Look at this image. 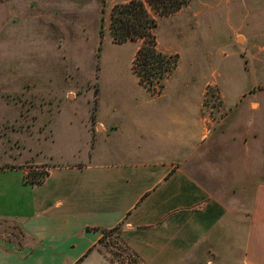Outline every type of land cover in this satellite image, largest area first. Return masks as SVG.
<instances>
[{
	"label": "crops",
	"instance_id": "1",
	"mask_svg": "<svg viewBox=\"0 0 264 264\" xmlns=\"http://www.w3.org/2000/svg\"><path fill=\"white\" fill-rule=\"evenodd\" d=\"M183 12L159 16H183L173 41L162 43L157 34L158 45L168 46L163 53L179 55L160 95H151L134 72L143 91L126 87L120 76L99 85L88 159L50 166L45 180L31 185L15 150L0 155V264H114L97 248L104 231L115 228L143 264H182L218 227L238 225L246 227L242 264H264V113L256 119L248 112V105L261 103L250 102L251 87L230 96L229 73L238 67L229 66L227 51L206 50ZM186 40L191 64L182 74L179 42ZM233 77L244 82V73ZM213 85L232 107L217 127L204 115ZM230 134L242 143L244 158L236 160L221 143ZM219 146L226 148L222 165L207 170L202 181L188 167Z\"/></svg>",
	"mask_w": 264,
	"mask_h": 264
},
{
	"label": "rangeland",
	"instance_id": "2",
	"mask_svg": "<svg viewBox=\"0 0 264 264\" xmlns=\"http://www.w3.org/2000/svg\"><path fill=\"white\" fill-rule=\"evenodd\" d=\"M129 1L0 0L1 156L12 155L15 150V163L27 166L29 173L34 171L39 177L50 166L88 159L92 136L97 132L93 118L99 85L109 86L112 77L120 76L129 82L126 87L143 91L132 71L142 42L138 46L130 41L113 43L110 31L113 7ZM183 9L186 27L197 35V41L213 53L227 51L229 66L238 67L236 72L230 70L229 94L236 98L251 87L250 102L261 106L250 109L248 105V112H256L257 119L264 113V64L258 62L264 60V0H191ZM182 22L183 16L159 18L158 40L170 43L174 29ZM162 43L158 45L160 51L168 47ZM186 44L187 40L179 42L182 74L191 64ZM258 67L262 71L257 72ZM238 72L244 73L243 83L233 77ZM211 87L216 92L215 103H209L205 113L209 123L217 127L232 107H225L217 86ZM232 136L236 134L222 138L221 143L230 146L236 160L238 156L244 158L240 157L242 143L232 141ZM219 147L190 163L188 168L202 181L207 170H214L216 164L221 167L226 148ZM253 157L256 159V154ZM225 175L230 178L227 172ZM218 186L221 191L223 185ZM242 188L238 185L237 190ZM230 202L238 206L241 201ZM239 226L218 227L182 264H242L246 227ZM97 252L114 264H143L122 242L118 230L105 235Z\"/></svg>",
	"mask_w": 264,
	"mask_h": 264
},
{
	"label": "trees",
	"instance_id": "3",
	"mask_svg": "<svg viewBox=\"0 0 264 264\" xmlns=\"http://www.w3.org/2000/svg\"><path fill=\"white\" fill-rule=\"evenodd\" d=\"M190 2L191 0H131L115 5L111 11L110 31L113 42L117 44L128 41L142 42L135 54L132 69L140 84L153 96L162 93L165 80L176 70L179 56L166 54L158 49V21L149 12L147 6L149 5L158 16H169L183 9ZM101 37L103 38V36ZM214 93L216 92L213 87L209 86L205 93V116V110L210 105L209 103H215ZM93 120H95V116ZM46 176L47 173L42 177L35 176L34 171H31L26 176V182L31 185H39ZM116 230L119 231V228L104 231V237L108 232ZM20 234L24 237L22 231Z\"/></svg>",
	"mask_w": 264,
	"mask_h": 264
}]
</instances>
